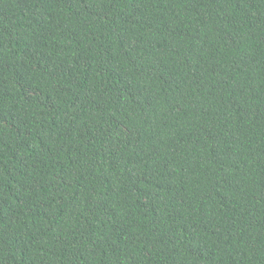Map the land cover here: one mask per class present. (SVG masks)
Wrapping results in <instances>:
<instances>
[{
	"label": "trees",
	"instance_id": "obj_1",
	"mask_svg": "<svg viewBox=\"0 0 264 264\" xmlns=\"http://www.w3.org/2000/svg\"><path fill=\"white\" fill-rule=\"evenodd\" d=\"M0 264H264V0H0Z\"/></svg>",
	"mask_w": 264,
	"mask_h": 264
}]
</instances>
